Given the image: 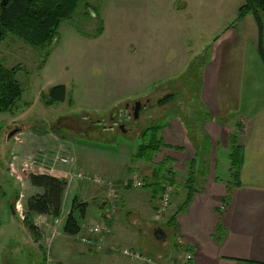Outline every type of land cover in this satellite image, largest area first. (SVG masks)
Returning a JSON list of instances; mask_svg holds the SVG:
<instances>
[{
    "label": "rangeland",
    "instance_id": "rangeland-1",
    "mask_svg": "<svg viewBox=\"0 0 264 264\" xmlns=\"http://www.w3.org/2000/svg\"><path fill=\"white\" fill-rule=\"evenodd\" d=\"M244 2L80 0L73 17L59 25L52 43L36 48L11 33L6 34L1 41L0 62L7 68L19 67L17 78L23 93L10 111L0 112V223L9 216L11 198L35 194L29 175L43 169L33 164L40 163L46 168L55 155L70 156L72 152L74 157L77 148L121 155L128 149L131 152L133 145L140 143L139 135L152 124L163 127L158 133L165 144L161 151L165 150L173 159L172 171L178 182L184 183L188 173L199 168L194 176L195 188L203 190L213 166L215 176L228 179L230 149L222 148V144L214 150L204 123H199L205 113L201 90L205 63L229 27L247 37L257 36L253 15L238 19V9ZM58 84L65 85L66 100L47 105V92ZM169 94L174 98L160 105L161 99ZM137 100L146 106L139 110L138 118L132 115L125 119L120 110L128 107L131 111ZM237 115L231 116V120ZM240 124L226 129L227 147L234 135L240 134ZM15 125L22 130L8 138ZM164 136L169 143H165ZM206 137L209 148L204 155L200 152ZM180 142L183 148L170 153L169 149H178L170 145ZM59 143L63 148L57 147ZM161 151L155 162L164 157ZM72 156L68 166L58 165L61 170L65 166L72 173L78 170L70 165ZM194 158L196 167L190 162ZM205 159L206 164L201 165ZM134 162L131 158L126 165L133 168L128 173L131 178L151 173V164L145 162L137 170ZM230 180L233 184L234 177ZM231 183L228 190L233 186ZM179 187L175 188L173 198L186 191ZM145 191L151 193V188L133 187L122 194L125 198H144ZM182 202L177 200L178 205ZM169 215L168 211L166 218ZM125 223L141 242L147 240L148 254L154 261L158 259V251H163L166 257L160 261L169 264V255L176 249L177 232L160 240L150 233L144 234L142 222V226L127 219ZM161 225L168 228V224ZM175 252L179 254L181 250L177 248ZM51 254L54 255L53 246Z\"/></svg>",
    "mask_w": 264,
    "mask_h": 264
},
{
    "label": "crops",
    "instance_id": "crops-1",
    "mask_svg": "<svg viewBox=\"0 0 264 264\" xmlns=\"http://www.w3.org/2000/svg\"><path fill=\"white\" fill-rule=\"evenodd\" d=\"M231 28L217 40L205 63L201 97L211 119L203 116L199 123H204L214 150L222 144V148L229 149L226 129L241 123L237 141L242 148V160L235 176L231 161V176L228 179L215 176L213 166L203 190L195 193L184 211L173 217L183 203L178 205L177 200H185V190L173 198L168 209L170 215L166 218L167 211L161 220H157L155 213L159 198H152L149 191L144 192V198H125L122 194L125 190L133 189V178L128 175L133 168L126 165L138 145H133L134 150L129 152L128 149L122 155L101 149L77 148L74 157L72 152L70 156L64 155L72 156L70 165L91 177L100 175L107 183H96L99 185L96 187L91 179L74 177L75 172L72 173L66 166L62 170L57 166L54 170L62 173V176L54 171L48 173L64 177L68 184L60 217L54 219L50 215H33L39 229L38 237L32 234L20 217L28 198H21L22 195L11 198L10 208L15 201L19 207L18 210L16 206L14 211L11 209L6 221L0 223V264H29L31 259V264H42L47 244L50 245V253L54 247V255H51L55 264H163L160 261L166 257L163 251H158V259L154 261L148 254L150 246L147 240L141 242L125 219L133 225L144 224L142 232L150 233L153 237L157 228H161L167 238L178 233L175 250L178 248L181 253L176 254L172 249L169 264L185 252L195 255L193 264H264V63L258 51V33L255 37H247ZM234 114L238 115L233 124L231 116ZM174 120L178 121L179 118ZM163 138L165 143H169L165 136ZM62 145L59 143L56 146L63 148ZM183 145L182 142L171 144L178 149H169V152L180 151ZM161 153L170 156L163 149ZM184 158L187 160L189 156ZM134 161L137 170L139 165L145 164L143 160ZM122 170H125L124 173ZM232 177L233 184L230 180ZM230 183L233 186L228 192ZM109 184L115 187V196L120 197L110 195ZM178 184V187L183 186L181 182ZM32 189L35 193L39 192L36 187ZM75 196L87 207L85 215L79 219L81 231L72 236L66 234L63 227ZM57 219L59 223H56ZM161 224H168V228ZM96 225L104 228L103 234L94 240L101 244L100 249L94 243H84L79 239L80 236L91 237L88 229ZM114 246L139 251L143 257L132 259L124 256L119 251H112Z\"/></svg>",
    "mask_w": 264,
    "mask_h": 264
},
{
    "label": "trees",
    "instance_id": "trees-1",
    "mask_svg": "<svg viewBox=\"0 0 264 264\" xmlns=\"http://www.w3.org/2000/svg\"><path fill=\"white\" fill-rule=\"evenodd\" d=\"M79 2L80 0H8L4 7H0L1 41L6 34L11 33L36 48L52 43L57 38L59 25L73 17ZM248 14L253 15L258 27V51L264 63V0H245L238 9V19ZM18 73V66L7 68L0 62V112L10 111L21 99L23 88L17 78ZM170 98H174L173 94L162 98L159 104H165ZM65 100L66 87L63 84L51 87L46 94L47 105L60 104ZM208 115L206 111L203 114L207 120L211 119ZM162 128L159 123L146 127L139 135L140 143L132 155L133 160H143L151 164V173L143 176V187L151 188L152 198H159L167 182L174 184L175 188L179 185L174 178L171 157L164 156L161 161H154L161 148L165 147L162 137L158 134ZM208 148L209 143L206 137L200 153L207 155ZM229 149L231 169L235 176L242 160V148L235 135ZM195 161V158L190 161L193 167H196ZM206 162V159L202 160L201 165H205ZM198 169H192L186 181L182 183L186 189V197L173 217L186 209L198 191L195 188L196 177H194ZM29 183L38 188L39 192L30 195L26 200L22 219L32 234L38 237L39 229L34 223L33 215H50L54 219L60 217L63 195L68 183L66 179L48 173H31ZM86 207V203L74 197L71 211L63 227L66 234L75 236L81 231L79 219L85 215Z\"/></svg>",
    "mask_w": 264,
    "mask_h": 264
},
{
    "label": "built area",
    "instance_id": "built-area-1",
    "mask_svg": "<svg viewBox=\"0 0 264 264\" xmlns=\"http://www.w3.org/2000/svg\"><path fill=\"white\" fill-rule=\"evenodd\" d=\"M34 158L35 157H33V160ZM68 163H69V157L64 156L62 154H57L55 155L54 158H52V160L49 162V166H46V168H44V166H42L40 163L33 164V165L38 168L43 169L42 171L41 169H39L40 173H52L58 165H62V164L66 165ZM73 176L76 178L91 179L95 183H107V181L102 176L96 175V176L91 177L88 174H85L81 170L75 172ZM132 186L133 187H139V186L143 187L144 186L143 178H137L135 180H132ZM115 191H116L115 187L109 184V192H110V195H113L112 197H116ZM174 191H175L174 184H172L171 182L165 183L164 190L160 194L159 199L156 204L157 210L155 213V217L157 220H160L163 217V215L168 211L169 207L171 206ZM16 207L18 210L19 205L16 204ZM20 217L23 218V214L21 212H20ZM56 223H59V219L56 220ZM103 231H104V228H102L101 226H98V225L92 226L88 229V232L91 235V237L86 235V236H80L79 239L81 242H84V243H94L96 244L97 248L100 249L101 244L99 242H95L94 240H96L95 239L96 237L101 236L103 234ZM49 247L50 245L47 244L45 248V254H44V259H43L42 264H55V260L50 253ZM111 250L119 251L124 256L130 257L132 259H140L143 257L141 252L133 250V249L114 246L111 248ZM194 260H195V255L193 253L185 252L184 255L180 256L179 258L173 259L170 262V264H193Z\"/></svg>",
    "mask_w": 264,
    "mask_h": 264
},
{
    "label": "water",
    "instance_id": "water-1",
    "mask_svg": "<svg viewBox=\"0 0 264 264\" xmlns=\"http://www.w3.org/2000/svg\"><path fill=\"white\" fill-rule=\"evenodd\" d=\"M8 0H1L0 1V7H4L6 5ZM0 46H1V28H0ZM136 110H135V113H134V118H138V113H139V107L141 106L142 102L140 100H137L136 102ZM114 116V113L111 114V118H113ZM122 128V125L120 126ZM22 130V127L19 126V125H15V127L8 133L7 137L8 138H11L13 137L16 133L20 132ZM11 209H15V203H12L11 204ZM154 235L155 237H157L158 239H166L167 236L165 235L164 231L161 229V228H157L154 232Z\"/></svg>",
    "mask_w": 264,
    "mask_h": 264
},
{
    "label": "flooded vegetation",
    "instance_id": "flooded-vegetation-1",
    "mask_svg": "<svg viewBox=\"0 0 264 264\" xmlns=\"http://www.w3.org/2000/svg\"><path fill=\"white\" fill-rule=\"evenodd\" d=\"M136 102L137 101H135L134 102V104H133V106L131 107L132 109H131V111H130V109H128V107L123 111V110H120V112H121V114L123 115V117L125 118V119H129L132 115H133V117H134V113H135V110H136V108H137V104H136ZM146 106V104H141V106L139 107V110L142 108V107H145ZM129 111V112H128ZM110 119H113V118H111V115H110ZM115 124V123H114ZM113 124V125H114Z\"/></svg>",
    "mask_w": 264,
    "mask_h": 264
}]
</instances>
